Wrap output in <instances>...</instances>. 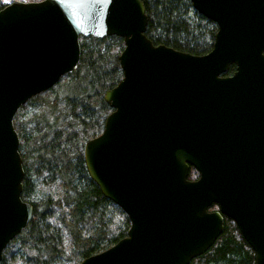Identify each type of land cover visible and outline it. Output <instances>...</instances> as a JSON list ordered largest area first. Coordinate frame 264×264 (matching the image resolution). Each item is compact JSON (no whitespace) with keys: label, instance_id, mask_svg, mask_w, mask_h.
I'll return each instance as SVG.
<instances>
[{"label":"water","instance_id":"obj_1","mask_svg":"<svg viewBox=\"0 0 264 264\" xmlns=\"http://www.w3.org/2000/svg\"><path fill=\"white\" fill-rule=\"evenodd\" d=\"M190 3L217 28L203 55L154 45L141 0H14L0 9V262L33 211L21 199L17 111L77 68L80 37L117 36L122 78L103 95L112 111L83 159L130 227L79 264H189L214 244L224 217L264 264V0Z\"/></svg>","mask_w":264,"mask_h":264},{"label":"trees","instance_id":"obj_2","mask_svg":"<svg viewBox=\"0 0 264 264\" xmlns=\"http://www.w3.org/2000/svg\"><path fill=\"white\" fill-rule=\"evenodd\" d=\"M141 1L145 35L154 45L192 55L212 49L216 25L195 12L190 0ZM79 44L77 68L31 98L13 119L24 170L21 199L33 211L3 250L0 264H79L116 244L130 227L126 214L91 180L83 159L85 143L101 134L112 111L103 95L122 78L118 57L123 40L89 36L80 37ZM234 70L231 65L223 76ZM198 176L190 167L188 179ZM189 264H255V254L236 224L224 217L214 244Z\"/></svg>","mask_w":264,"mask_h":264},{"label":"rangeland","instance_id":"obj_3","mask_svg":"<svg viewBox=\"0 0 264 264\" xmlns=\"http://www.w3.org/2000/svg\"><path fill=\"white\" fill-rule=\"evenodd\" d=\"M14 0H1V3L2 4H4V5H6V4H9V3H11V2H13ZM20 1H24V2H37V1H40V0H20ZM62 82V80L60 79V81L56 84V85H58L59 83H61ZM55 85V86H56ZM53 88V87H52ZM30 114H32L31 112H29V115Z\"/></svg>","mask_w":264,"mask_h":264},{"label":"flooded vegetation","instance_id":"obj_4","mask_svg":"<svg viewBox=\"0 0 264 264\" xmlns=\"http://www.w3.org/2000/svg\"><path fill=\"white\" fill-rule=\"evenodd\" d=\"M214 211H217V210H210V212H214Z\"/></svg>","mask_w":264,"mask_h":264}]
</instances>
